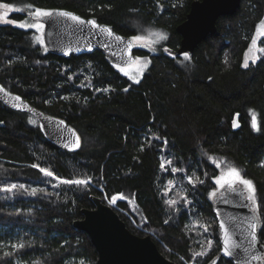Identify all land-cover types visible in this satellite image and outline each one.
<instances>
[{"label": "trees", "instance_id": "1", "mask_svg": "<svg viewBox=\"0 0 264 264\" xmlns=\"http://www.w3.org/2000/svg\"><path fill=\"white\" fill-rule=\"evenodd\" d=\"M0 2L69 8L127 35L153 30L167 35L156 52L137 47L138 56L148 57L149 64L133 79L100 51L61 57L35 43L30 29L0 22V82L65 118L83 136L82 148L67 152L48 141L28 113L0 101V169L37 189L34 195L22 191L12 197L0 192V244L8 245L0 248V264H95L96 247L73 222L83 217V207L95 206L93 195L106 202L126 190L134 193L143 226L157 233L153 239L167 258L178 264H185L181 257L193 264H233L219 256L209 195L219 170L206 154L229 157L243 168L255 184L253 207L264 225V52L244 67L256 27L264 20V0H241L234 13L220 16L216 32L188 54L190 60L168 49L180 45L176 27L192 0ZM25 16L22 11L11 14L16 20ZM32 165L90 182L58 183ZM174 175L182 180L180 191L186 198L177 206L168 203L166 194ZM117 202L129 210L127 201ZM115 210L133 232L146 235ZM260 235L264 244V226ZM18 243L25 247H10ZM202 245L208 246H203L205 255L197 256ZM9 251L13 255L5 256Z\"/></svg>", "mask_w": 264, "mask_h": 264}, {"label": "water", "instance_id": "2", "mask_svg": "<svg viewBox=\"0 0 264 264\" xmlns=\"http://www.w3.org/2000/svg\"><path fill=\"white\" fill-rule=\"evenodd\" d=\"M241 0H192L186 18L177 25L181 35L180 45L177 49H168L171 54L178 56L191 54L196 46L209 34L217 30V19L222 15L234 13ZM51 10L69 11L80 16L85 21L95 20L100 27L91 24L83 25L68 17L53 15L51 18H42L44 24L42 35L46 50L61 57L69 58L94 51L102 52L105 57L118 66H127L137 60V44L132 41L134 35H127L117 31L110 23L99 21L94 15L84 16L75 10L56 7ZM104 28H110L109 36ZM116 36L121 37L118 41ZM129 42H131L129 46ZM0 101L11 109L32 114L37 120L39 128L45 138L67 152H77L83 146V136L80 131L65 118L44 111L33 105L21 94L7 88L0 82ZM16 96L21 99L17 101ZM16 105H20L17 107ZM63 121V124H61ZM79 136L80 146L75 145V137ZM241 194H233L225 186L219 189L212 198L213 211L217 219L220 240L219 256L231 260L233 264H243V259L235 256L229 257L223 251L225 229L233 240L239 241L241 237L235 231L236 223L244 221L246 217L255 214L260 218L253 203L249 200L243 185H235ZM223 194V196H222ZM226 198L228 203H224ZM95 203L93 208L83 207V217L74 220L73 224L88 233L98 252L95 264H178L167 258L159 249L151 234L139 235L133 232L120 214L99 196L93 195ZM235 218V219H230ZM224 222V228L220 222ZM261 221V219H260ZM262 224V223H261ZM247 227V224H244ZM261 229L258 231V242L255 246L257 253L264 256V244L261 240ZM247 246V241H244ZM247 254L241 251V257ZM260 261H251V264H263Z\"/></svg>", "mask_w": 264, "mask_h": 264}, {"label": "snow or ice", "instance_id": "3", "mask_svg": "<svg viewBox=\"0 0 264 264\" xmlns=\"http://www.w3.org/2000/svg\"><path fill=\"white\" fill-rule=\"evenodd\" d=\"M27 8L30 9L28 11V16L33 18L35 22H19L16 20H9V12L10 11H21V9L15 8L13 4L7 3V2H0V9H3V12L0 13V22H8L12 24H18V26L23 27V28H36V29H42L44 27L43 23H41L42 18H51L54 14L59 15L62 17H68L73 21L78 22V24L83 25L85 23L91 24L93 27H100L95 20H87L85 21L82 19L80 16L75 15L69 11H54V10H46L43 8L39 7H33V5L29 4L27 5ZM260 27L264 28V20H261L260 22ZM103 31H106L109 36H111L112 30L110 28H104ZM151 37H155V39H151ZM121 37L116 36V40H120ZM167 35L162 33V32H149V36H133L132 41L135 42H147L150 44H155L159 43L160 41L166 40ZM41 43H43V40H40ZM256 40H252V44H256ZM131 42H129L130 46ZM260 51L264 52V48H260ZM139 57H137L136 61H133V63H137L139 61ZM184 59L185 60H190L191 58L188 56L187 53L184 54ZM227 62V61H226ZM148 61L145 60L144 64L141 65V69L143 67L147 66ZM248 61L245 59L244 62V67H248ZM124 69H121L123 71ZM139 83V81H136ZM2 91V89H0ZM106 91V89H105ZM124 91H128L127 88L124 89ZM15 99L19 101L21 98L19 96H16ZM19 107L20 105H16ZM32 123H35V121H32ZM61 124H63V121H61ZM253 127H257L256 123V117L253 115ZM75 145L78 148L80 146V138L79 136L75 137ZM170 164L171 161H168ZM33 167L39 168L40 172L44 173L45 176L48 177H54V173L50 170H47L45 168H40L39 165H32ZM163 166V165H162ZM219 167V165H217ZM173 172L178 171V169L173 168ZM56 179H60L59 177H55ZM65 184H76V185H87L89 183L88 179H75V180H63L62 181ZM200 183H203V181H200ZM215 183L220 186L221 189L225 188V185L228 186V189L231 191L233 194H241L240 190H238L235 185H243L246 186L247 190L249 193H251L247 198L252 201L253 205L256 204V199H255V187L253 185V182L250 179H245L240 171L232 166H229L226 172H221V174L217 177H215ZM17 189H23L24 191H28L27 188L23 184L21 185H16V184H11L7 185L6 187L3 188V191L5 192H13ZM37 192V189L33 188L31 189V193L34 195ZM216 191H213L212 195L216 196ZM223 196V194H222ZM113 202H115V197L113 198ZM224 203H228V200L226 198L223 199ZM170 205H175L177 202L175 200L168 201ZM230 219H235L231 218ZM244 224H247V227H244ZM264 226L261 224L260 218L257 217L255 214H253L250 218L246 217L244 221H240L236 223L235 225V231L238 232L239 236L241 239L239 241L233 240L232 237L228 234L227 229H225V238L223 242V251L226 255L229 257L235 256L238 260L243 259V264H251V261H260L264 259V256L261 254L257 253L255 250V246L258 242V231L260 228ZM220 227L224 228V222H220ZM244 241H247V246H245ZM2 247H8V245L0 244V248ZM10 247L15 250L23 249L25 245L23 243H18V244H11ZM209 247H211V242H209ZM241 251L246 255V257H241ZM5 256H12L13 252H5ZM197 256H202L205 255L204 252H197ZM16 264H19V261L16 262ZM34 264H39V261L34 262ZM81 264H84L83 261H81Z\"/></svg>", "mask_w": 264, "mask_h": 264}, {"label": "rangeland", "instance_id": "4", "mask_svg": "<svg viewBox=\"0 0 264 264\" xmlns=\"http://www.w3.org/2000/svg\"><path fill=\"white\" fill-rule=\"evenodd\" d=\"M13 5H14L15 8L21 9L22 12H25L26 16H25V18H23L21 20H16V19H13L11 17V14L13 12H15V11H10L9 12V16H8L9 20H16V21H19V22H30V23L31 22H35L33 18L28 16V11H30V9L27 8L26 4H13ZM33 7L35 8V6H33ZM2 12H3V9H0V13H2ZM260 22L258 23V25L256 27V31L254 33V36L252 38V40L255 39L257 43L254 45V44H252V41H251V43H250V45H249V47H248V49H247V51L245 53V59H247L248 63L257 60V58L262 53V51H260V48H264V43H262V37H264V28L260 27ZM3 23H8V22H3ZM16 25H18V24H16ZM25 29H30L33 32V35H34L33 40H34L35 43H37V42L41 43L40 40H43V43H41V44L46 49L45 44H44L43 35H42L43 28L39 29V30L36 29V28H25ZM153 32H159V31L153 30ZM138 35L148 37L149 36V32L148 31H144V32H142L141 34H138ZM134 36H137V35H134ZM151 39H155V37H151ZM161 43H162V41H160L159 43H155V44H150V43H147V42H136L138 47L145 48V49L149 50L150 52L158 51L160 49V47H161ZM182 56L184 57V54ZM138 57L140 59H139V61L137 63H132V64L127 65V66H117L118 69L120 71H121V69H124L123 71H121L123 74H125V75H127V76H129V77H131L133 79H138L144 73V71L146 70V68H147V66L149 64L148 57H146V56H138ZM145 60L148 61L147 66L143 67L141 69L140 66L144 64ZM87 77H88V75H85L83 78L87 79ZM206 156H207L208 160L218 168L219 173H218L217 176H219L221 174V172H226L228 167L232 166V167L237 168L240 171L241 175L245 179H249V178L244 176L243 168L238 163L233 161L231 158L226 157V156H222V155H215V154H206ZM164 163H168V160H166ZM217 165H219V167ZM5 172L6 171H4L3 169H0V192L3 193V195L9 196V194H10L11 195L10 197H12L15 194H17L19 192H22V191L23 192H27L29 194L31 193V189H33L34 187L32 185H30L28 183V181L15 180L13 178L10 179L6 175L3 174ZM1 174H3V176ZM55 177H59V176L54 174V177H53L58 183H60V182L63 183L62 182L63 180L86 179V178L66 179V178H62V177H59L60 179H56ZM179 181H182V180H180V178L178 176L174 175V178L168 182L167 187H166V194L168 193L169 201L175 200L177 202L175 204L176 206L178 204H185L186 203L185 194L181 193V191H183L184 189L181 188V182H179ZM89 182H90V180H89ZM214 182H215V178H214ZM11 184H16V185L23 184L25 186V188L28 189V191H24L23 189H17V190H15L13 192H5V191H3L4 187H6L7 185H11ZM253 185L255 187L254 182H253ZM225 186H227V185H225ZM244 187H245V189L247 191V194L249 196L251 193L248 192L246 186H244ZM219 189H221L220 186L215 183V188L212 189L209 192V195L213 196L212 195L213 191L217 192ZM113 198H107V203L110 204L111 206H114V207H121L119 205V203L117 202V200L118 199H122V200L127 201L128 204H129V210L126 209V208H123L124 211H125L123 213H125V215L129 214L131 217H133L135 222L138 224L137 226H140V228H138L136 226L139 230H143L146 234H151L152 237L157 235V233H155L151 229L143 226L145 218H144V215H143L141 209L139 208V206L136 203L135 196H134V193L132 191L126 190L123 193H120V194L116 195L115 196V202H113ZM255 199H256V202H257L256 187H255ZM135 215L140 219V221L136 218ZM129 221L134 225V223L130 219H129ZM200 224L203 225L202 228H205L206 225L204 223L203 224L202 223H195V227L199 228ZM202 231H203V229H202ZM209 240L210 239H208L207 242ZM163 246H164V248L166 250H169L168 246H166V245H163ZM203 246H205L204 249H207V247H208L207 245H202V248L200 250L201 252H203ZM181 259H182V261L185 262V264H193L192 261H190V260H188V259H186L184 257H181Z\"/></svg>", "mask_w": 264, "mask_h": 264}, {"label": "built area", "instance_id": "5", "mask_svg": "<svg viewBox=\"0 0 264 264\" xmlns=\"http://www.w3.org/2000/svg\"><path fill=\"white\" fill-rule=\"evenodd\" d=\"M107 198L108 197H106V203H107ZM108 204V203H107ZM110 205V204H109ZM114 209L115 208H117L118 210H120L121 212H125L124 211V209L122 208V207H114V206H112ZM127 217H128V219H130L133 223H134V225L135 226H137L138 224L135 222V220L133 219V217H131L129 214H127ZM138 228H140V226H137Z\"/></svg>", "mask_w": 264, "mask_h": 264}, {"label": "flooded vegetation", "instance_id": "6", "mask_svg": "<svg viewBox=\"0 0 264 264\" xmlns=\"http://www.w3.org/2000/svg\"><path fill=\"white\" fill-rule=\"evenodd\" d=\"M36 106V105H35ZM38 107V106H37ZM45 111V110H44ZM22 112V111H21ZM46 112H48V111H46ZM25 113H27V112H25ZM50 113V112H49ZM29 115H30V118L33 120V121H35V124L37 125V127L39 128V125H38V120L32 115V114H30V113H28ZM53 114V113H52ZM59 116V115H58ZM39 130H40V128H39ZM40 132H41V130H40ZM42 133V132H41ZM43 135V134H42ZM44 136V135H43ZM45 137V136H44Z\"/></svg>", "mask_w": 264, "mask_h": 264}]
</instances>
